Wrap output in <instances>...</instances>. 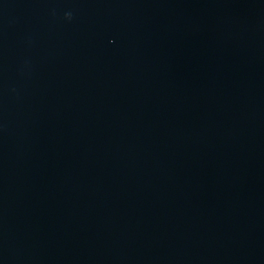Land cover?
Here are the masks:
<instances>
[{
  "label": "water",
  "instance_id": "1",
  "mask_svg": "<svg viewBox=\"0 0 264 264\" xmlns=\"http://www.w3.org/2000/svg\"><path fill=\"white\" fill-rule=\"evenodd\" d=\"M0 264H264V0H0Z\"/></svg>",
  "mask_w": 264,
  "mask_h": 264
}]
</instances>
